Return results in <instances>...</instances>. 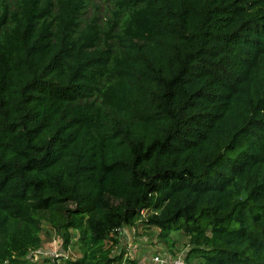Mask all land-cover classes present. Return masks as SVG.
<instances>
[{"label":"trees","instance_id":"trees-1","mask_svg":"<svg viewBox=\"0 0 264 264\" xmlns=\"http://www.w3.org/2000/svg\"><path fill=\"white\" fill-rule=\"evenodd\" d=\"M107 2L1 0L0 264H57L43 224L68 264L137 224L264 264V0Z\"/></svg>","mask_w":264,"mask_h":264},{"label":"rangeland","instance_id":"rangeland-1","mask_svg":"<svg viewBox=\"0 0 264 264\" xmlns=\"http://www.w3.org/2000/svg\"><path fill=\"white\" fill-rule=\"evenodd\" d=\"M87 1L86 18L97 15L100 19H102L106 15L109 7L107 0ZM142 215L145 217L146 212H143ZM125 231L126 232H119L118 242L116 245H112L111 241H108L106 244V247H110L111 249V255L113 257H119L114 264H140V260L138 259L144 258L148 260L158 247H162L164 251L173 255L179 254L177 256H185L187 253L185 249L189 246L188 243H186L188 242V239L181 231H172L169 234V237L165 239L159 236V230L157 228L150 227L147 229L145 225L141 224H137L134 227H128ZM41 239L43 249H49L51 248L53 242L58 243L61 240L60 236L56 234L48 224H43L42 226ZM61 249L64 253L60 250V253H62L63 256L55 258L57 260L55 261L57 264H68L67 261H75L80 257L75 241H72L68 248ZM172 251L175 252L172 253ZM159 252H161V250H159ZM33 260L35 263H41L45 260V257L38 256L34 257ZM188 264H203V262L199 257L191 256L188 260Z\"/></svg>","mask_w":264,"mask_h":264},{"label":"built area","instance_id":"built-area-1","mask_svg":"<svg viewBox=\"0 0 264 264\" xmlns=\"http://www.w3.org/2000/svg\"><path fill=\"white\" fill-rule=\"evenodd\" d=\"M61 248H63L62 239L58 243L53 242L51 248L49 249L46 248L43 249V247L41 246L38 249L32 250L27 254L26 257L32 262H35L33 258L38 256H44L45 259L47 260L57 261L55 258L63 256L62 253H64V251ZM60 250L62 253H60ZM147 264H187V263L185 260V256L183 255L177 256L175 258H171L165 253H155L149 258V262Z\"/></svg>","mask_w":264,"mask_h":264},{"label":"crops","instance_id":"crops-1","mask_svg":"<svg viewBox=\"0 0 264 264\" xmlns=\"http://www.w3.org/2000/svg\"><path fill=\"white\" fill-rule=\"evenodd\" d=\"M126 229H128V228H122L121 229V231H123V232H126L125 230ZM187 238V237H186ZM188 239V238H187ZM186 243H188V242H186ZM191 247H190V245L185 249V251H187L188 252V250L190 249ZM159 250H161V252H159ZM177 251V250H176ZM175 251H172V253H174ZM155 253H165V254H167L169 257H171V258H175V257H177V255H179V254H176V255H173V254H171V253H169V252H167V251H164L163 249H162V247H158V249H155V251L153 252V254H155ZM141 254V253H140ZM142 255V254H141ZM141 257V256H140ZM138 260H140L139 262H140V264H147L148 262H149V259L148 260H146V259H144V258H140V259H138Z\"/></svg>","mask_w":264,"mask_h":264}]
</instances>
